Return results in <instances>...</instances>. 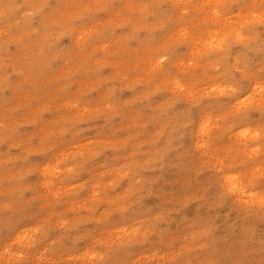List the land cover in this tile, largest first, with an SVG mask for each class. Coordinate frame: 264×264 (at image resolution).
<instances>
[{
    "label": "rangeland",
    "instance_id": "374dc122",
    "mask_svg": "<svg viewBox=\"0 0 264 264\" xmlns=\"http://www.w3.org/2000/svg\"><path fill=\"white\" fill-rule=\"evenodd\" d=\"M0 264H264V0H0Z\"/></svg>",
    "mask_w": 264,
    "mask_h": 264
}]
</instances>
